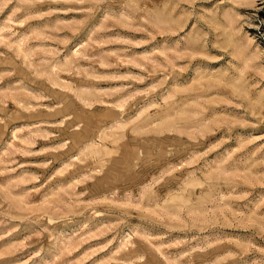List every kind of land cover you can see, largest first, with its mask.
<instances>
[{
	"label": "rangeland",
	"instance_id": "rangeland-1",
	"mask_svg": "<svg viewBox=\"0 0 264 264\" xmlns=\"http://www.w3.org/2000/svg\"><path fill=\"white\" fill-rule=\"evenodd\" d=\"M0 264H264V0H0Z\"/></svg>",
	"mask_w": 264,
	"mask_h": 264
}]
</instances>
